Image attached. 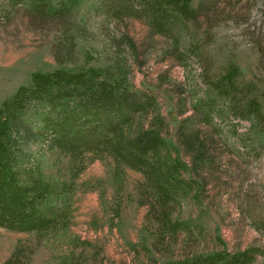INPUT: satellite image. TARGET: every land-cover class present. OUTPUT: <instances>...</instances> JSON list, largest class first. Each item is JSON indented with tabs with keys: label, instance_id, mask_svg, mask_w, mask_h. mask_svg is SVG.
<instances>
[{
	"label": "trees",
	"instance_id": "obj_1",
	"mask_svg": "<svg viewBox=\"0 0 264 264\" xmlns=\"http://www.w3.org/2000/svg\"><path fill=\"white\" fill-rule=\"evenodd\" d=\"M84 1L12 0L41 21L65 19ZM193 3L93 0L92 9L114 21H144L152 34L172 44L186 67L187 57L200 56L190 25L201 18L205 1ZM203 69L204 90L177 130L190 162L166 137L158 100L132 83L125 62L32 73L31 83L0 106V228L38 236L68 230L78 180L96 159L110 160L116 175L129 169L143 176V205L165 236L175 242L182 236L204 238L203 221L184 219L177 210L189 201L202 206L206 181L219 174L223 158L244 163L264 158V102L253 81H242L239 66L229 64L215 77ZM47 153L68 159L67 178L45 174ZM218 240L221 250L193 252L169 264H256L264 255L255 246L229 251L220 235ZM20 249L8 264L23 263Z\"/></svg>",
	"mask_w": 264,
	"mask_h": 264
},
{
	"label": "rangeland",
	"instance_id": "obj_2",
	"mask_svg": "<svg viewBox=\"0 0 264 264\" xmlns=\"http://www.w3.org/2000/svg\"><path fill=\"white\" fill-rule=\"evenodd\" d=\"M201 1L202 16L190 25L200 56L187 57L183 67L172 44L144 21L111 20L92 9L93 0L65 19L42 21L22 5L0 0V106L29 85L34 72L125 62L132 83L158 100L166 137L190 162L177 130L204 90L203 68L215 77L229 64L239 66L242 81H253L264 102V0H194V7ZM184 108L189 112L182 116ZM220 152L227 156L224 147ZM42 163L47 176L69 175L67 158L47 153ZM114 168L110 160L90 163L78 180L68 230L38 236L0 228V264H8L17 248L21 264H169L193 252L223 249L218 235L229 251L255 246L264 252V158H223L219 174L206 181L202 206L189 201L177 210L184 219L203 221L204 238L182 236L177 242L148 216L143 176L129 169L119 176ZM256 264H264V255Z\"/></svg>",
	"mask_w": 264,
	"mask_h": 264
}]
</instances>
